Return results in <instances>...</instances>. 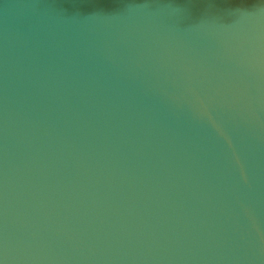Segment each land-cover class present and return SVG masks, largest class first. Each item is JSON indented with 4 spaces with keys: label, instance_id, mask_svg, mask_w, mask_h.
Returning <instances> with one entry per match:
<instances>
[{
    "label": "water",
    "instance_id": "obj_1",
    "mask_svg": "<svg viewBox=\"0 0 264 264\" xmlns=\"http://www.w3.org/2000/svg\"><path fill=\"white\" fill-rule=\"evenodd\" d=\"M0 264H264V0H0Z\"/></svg>",
    "mask_w": 264,
    "mask_h": 264
}]
</instances>
